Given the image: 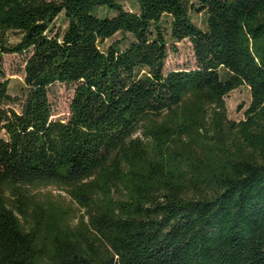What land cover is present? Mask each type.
Returning <instances> with one entry per match:
<instances>
[{"label": "trees", "instance_id": "trees-1", "mask_svg": "<svg viewBox=\"0 0 264 264\" xmlns=\"http://www.w3.org/2000/svg\"><path fill=\"white\" fill-rule=\"evenodd\" d=\"M137 5L0 0V264H264V0ZM184 40L196 67L166 72ZM57 84L74 87L67 121ZM49 185L83 213L33 193Z\"/></svg>", "mask_w": 264, "mask_h": 264}, {"label": "rangeland", "instance_id": "rangeland-1", "mask_svg": "<svg viewBox=\"0 0 264 264\" xmlns=\"http://www.w3.org/2000/svg\"><path fill=\"white\" fill-rule=\"evenodd\" d=\"M123 4L124 8L130 11H138L137 0H118ZM99 14L104 16L109 14L110 16L115 15V12H107L105 9H101ZM195 22L201 26H205V15L195 14L193 16ZM58 26L61 25L63 28L66 24L60 16L56 22ZM118 37L106 42H113ZM175 49L172 45L169 47V56L166 61L165 71L170 72L174 70L193 69L196 67V60L193 52L192 43L189 40L175 43ZM26 54H12L7 55L4 60V71L7 77L10 79V90L12 95L17 96L20 94L22 86L24 84V67H25ZM74 94V87L65 84H57L54 86L51 100L53 103V119L67 121L70 117V104ZM251 102V91L246 85L232 91L226 97L228 116L232 120L239 121L244 118V112ZM0 137H6L4 132H0ZM33 193L38 195L40 199L50 197L53 201L62 203L63 205L72 206L77 211V215L83 213L76 203H74L66 192L60 187L55 185L41 186L33 188Z\"/></svg>", "mask_w": 264, "mask_h": 264}]
</instances>
